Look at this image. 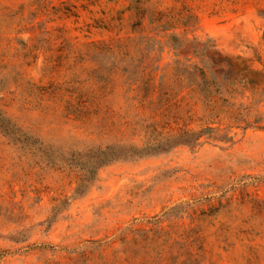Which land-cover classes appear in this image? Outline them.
<instances>
[{
  "label": "rangeland",
  "instance_id": "obj_1",
  "mask_svg": "<svg viewBox=\"0 0 264 264\" xmlns=\"http://www.w3.org/2000/svg\"><path fill=\"white\" fill-rule=\"evenodd\" d=\"M0 264H264V0H0Z\"/></svg>",
  "mask_w": 264,
  "mask_h": 264
},
{
  "label": "trees",
  "instance_id": "obj_2",
  "mask_svg": "<svg viewBox=\"0 0 264 264\" xmlns=\"http://www.w3.org/2000/svg\"><path fill=\"white\" fill-rule=\"evenodd\" d=\"M192 137V134L190 135V134H183V135H181V136H178V140H177V144H189V141L188 140H186V139H188V137ZM199 136H200V134L198 135H195V138L193 139V141L195 142L198 138H199ZM136 151V150H135ZM141 152H142V150H141ZM134 154H139V152L138 151H136V152H133Z\"/></svg>",
  "mask_w": 264,
  "mask_h": 264
}]
</instances>
